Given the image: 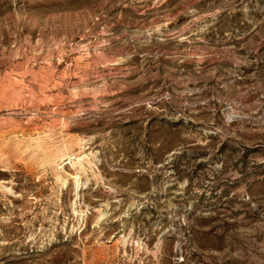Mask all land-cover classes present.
<instances>
[{
  "label": "rangeland",
  "instance_id": "374dc122",
  "mask_svg": "<svg viewBox=\"0 0 264 264\" xmlns=\"http://www.w3.org/2000/svg\"><path fill=\"white\" fill-rule=\"evenodd\" d=\"M0 264H264V0H0Z\"/></svg>",
  "mask_w": 264,
  "mask_h": 264
}]
</instances>
